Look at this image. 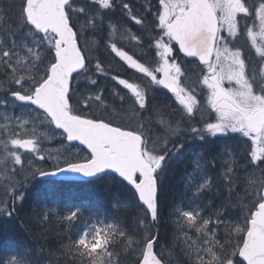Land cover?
<instances>
[{
    "label": "snow or ice",
    "instance_id": "1",
    "mask_svg": "<svg viewBox=\"0 0 264 264\" xmlns=\"http://www.w3.org/2000/svg\"><path fill=\"white\" fill-rule=\"evenodd\" d=\"M117 6L116 0H0V191L6 197L0 199V244L7 242L9 249L0 264H264V44L257 45L254 31L258 22L264 37V0H158L151 21L123 2L131 21L156 32L147 41L155 49L153 61H142L112 39L120 24ZM104 31L111 53L146 78L136 83L111 75L127 90L122 95L113 89L119 107L106 102L94 78L109 71L100 59L92 65L86 38ZM241 35L255 56L235 44ZM131 40L142 44L137 35ZM177 48L198 61V75L175 59ZM148 82L171 96L153 102L150 91L157 89ZM205 91L208 118L199 126L201 121L191 122ZM93 104L106 115L93 114ZM220 138L232 143L221 147ZM45 140L66 147L45 153ZM188 140L204 142L209 150L196 156L199 179L186 188L197 206L173 208L169 239L158 228L160 178ZM218 157L224 158L219 183L207 175L216 170ZM35 161H51L52 170ZM65 173L111 176L128 193L113 207L131 212V220L97 215L86 204L63 216L51 204L43 212L25 209L32 181ZM214 187L210 204L197 203ZM53 215L68 232L58 247L44 239L42 227ZM16 219L25 231L29 222L36 226L30 232L35 246L13 234Z\"/></svg>",
    "mask_w": 264,
    "mask_h": 264
},
{
    "label": "trees",
    "instance_id": "2",
    "mask_svg": "<svg viewBox=\"0 0 264 264\" xmlns=\"http://www.w3.org/2000/svg\"><path fill=\"white\" fill-rule=\"evenodd\" d=\"M5 3L8 0H4ZM19 0H17V3ZM158 2V0H155ZM88 36V34L86 35ZM105 37L98 38L97 35L93 37L92 46L94 49L98 50L99 59L102 61L104 67L109 71V76L119 74L120 71H124V64L117 63L116 57L111 53L110 48L105 45ZM81 43L83 44V38ZM108 76V78H109ZM109 92V87H107ZM163 91H166L164 89ZM108 96V94H107ZM115 99V98H114ZM106 102L110 105L113 98L106 97ZM97 116H101L96 114ZM230 136H237L238 134H232ZM212 140V139H211ZM210 140V141H211ZM218 141L217 144H220ZM226 143H232L231 140H226ZM194 145H197L202 150V154L209 150V145L201 142L199 140H188L186 142L185 149L178 154L168 171L165 175L160 178V202L162 209V216L159 221V233L161 237L167 236L171 238L172 232L174 230V224L172 223V217L169 213L173 210L174 206L184 194L185 181L189 178L192 171ZM193 150V151H192ZM206 159H210L207 158ZM219 162H216L218 166ZM44 170H51L52 165L50 161L48 163L43 162ZM218 167L215 171L209 170L207 174L208 177L219 183V173ZM218 173V174H217ZM172 175V176H171ZM27 191V199L25 201L26 210H37V211H47V206L51 204L55 211L58 212L59 216H63L66 210H70L75 205L86 204L89 208L100 216H112L119 215L123 219L126 215L129 220H131V212H118L117 209L113 207V204L117 201L122 200L128 196L127 190L124 189L120 184L115 183L111 176L104 175L103 177L97 178L90 181H49L46 179H37L32 181L31 184L25 189ZM215 193V187L213 192L208 195L205 201L208 204L212 201V196ZM235 211V209H233ZM26 216V212L21 214ZM87 217H85L86 219ZM15 228L13 229V234L23 240L26 243H31L35 246V236L31 235L30 232L36 230V226L32 223H28V231L24 230V223L20 219L13 221ZM83 221L77 224L76 228L72 229L75 233L78 228L82 227ZM6 228L11 227V225H6ZM48 235L44 238L47 239L52 247H58L60 237H64V242H67V228L66 225L59 220L56 215H53L50 221L45 222L42 226ZM19 229V231H15ZM155 232L156 229H153ZM43 242V240L41 241ZM163 242V241H161ZM8 243L0 244V255L7 258L8 253ZM157 253L159 252V247L156 248Z\"/></svg>",
    "mask_w": 264,
    "mask_h": 264
},
{
    "label": "flooded vegetation",
    "instance_id": "3",
    "mask_svg": "<svg viewBox=\"0 0 264 264\" xmlns=\"http://www.w3.org/2000/svg\"><path fill=\"white\" fill-rule=\"evenodd\" d=\"M123 2H128L132 7L133 13H135L138 17H143L145 15H148L149 21L154 19L155 11H156V8L158 7V2H155V0H116V3L118 6L114 9L115 16L117 19L120 20V24L117 26V29L112 36V39L117 41L120 46H122L126 51H128L129 54H135L137 57H141L142 61H153V59L155 58V49L150 50L148 47L147 41L151 36H155L156 32L151 31L150 29L146 31L144 25H136L134 21H131L128 14L125 11H122L121 5ZM149 13H151V15H149ZM244 24H245V21H241L242 28ZM247 24L250 26L249 20H247ZM95 35H97L98 38H101V37L107 38L109 35V32L108 31L97 32ZM131 35H137L138 37H140L142 44H138L136 41L131 40ZM225 35L227 34L225 33ZM93 37L94 36L91 33H89L88 36H86V38L89 40V47L92 49L90 53L91 56L93 57L92 65L95 64L96 59L100 58L98 56V50L91 47L93 43ZM235 44L244 50L245 55L255 56V50L252 48L251 41L248 39L246 35H241L237 39V42H235ZM150 51H151V55H148ZM113 55L115 56L114 53ZM116 59H117V63L121 65L124 64L126 66L124 67V71H120L119 74H116V75H119L121 78L128 79L130 82H136V83L143 82L144 83L143 76L140 73H137L135 72V70L128 68V66L123 61H121L119 57H116ZM175 59H177V61L182 64H186V66L189 65L191 69H194L196 71L197 75L199 74V69L195 67V65L198 64V61L184 57L178 51V48L176 51ZM188 61H191V62L186 63ZM154 65L155 63H153L151 66H154ZM91 74L92 73H90V75ZM189 77H192V72H189ZM94 78L98 80L99 87L105 89V92H104L105 98L106 97L113 98L110 105L115 104L117 107H119L120 102L118 98H115L112 96L113 89L114 88L119 89L122 95H124L127 91L123 89L122 86L117 85L115 81H112L111 76H109L108 78V76L105 77V76L96 74L94 75ZM83 83L84 81L82 80L81 84ZM107 87H109V92L107 91ZM81 90L83 91V88ZM164 93H166L167 96L171 95V93H167V90L164 91ZM128 95L130 96V94ZM164 95L165 94H162V95H159L158 97L160 99L162 98L161 100L165 101ZM203 96L204 98L206 97V91H205V95ZM128 97H126V101ZM203 106H204V109H206V105L203 104ZM127 107H128V103L126 102L125 108ZM91 111L93 114H99L101 116L106 115V113L103 112L102 107L98 108L96 104L92 105ZM77 149L79 150V147H77ZM80 153L82 156H84L86 155V150ZM194 155H195V150H194ZM51 181L54 182L53 180Z\"/></svg>",
    "mask_w": 264,
    "mask_h": 264
},
{
    "label": "rangeland",
    "instance_id": "4",
    "mask_svg": "<svg viewBox=\"0 0 264 264\" xmlns=\"http://www.w3.org/2000/svg\"><path fill=\"white\" fill-rule=\"evenodd\" d=\"M253 23H254V21H253V19H249V24H250V26H252L253 25ZM256 23V27L254 28V31L256 32V41H257V45L259 46L260 44H264V37H261V35H260V29H259V26H258V22H255ZM227 34V33H226ZM235 42H237V40L235 41ZM156 65H154V66H152V67H155ZM186 67H188V68H190V66L189 65H187ZM142 75V74H141ZM143 76V75H142ZM143 80H144V82H146V78H144L143 77ZM81 82H82V80H81ZM143 83V82H142ZM149 83V87H150V89L152 88V87H156V92L155 93H152L151 91H150V95H154L155 96V100L153 101V102H156V101H161V102H163V100H161L158 96L159 95H162V94H166V93H164V89L162 88V87H158V86H151L150 85V82H148ZM127 91V90H126ZM124 93V92H123ZM204 95H205V93H204ZM129 96V95H128ZM171 96V95H170ZM130 97V96H129ZM164 98L166 99V96L164 95ZM199 99H200V101H201V108H200V111H198L197 112V114H196V117H195V121H192L191 123H195L196 121H201V123H200V125L199 126H202V121L203 120H206L207 118H208V111H205V109H204V106H203V104H205L206 105V107H207V104H206V97L204 98V96L202 95V96H200L199 97ZM129 106V105H128ZM18 114V113H17ZM40 131H44V129H40ZM229 135H232V134H229ZM211 139H214V138H212V137H208V140L210 141ZM218 141H221L220 142V144H218V145H220L221 147L226 143V140L224 139V138H220V139H218L217 140V142ZM43 147H44V150H45V153L46 152H48V151H52L53 153H55V152H57L58 150H62L63 149V147H66V145H61V144H59V143H57L56 141H48V140H45L44 141V144H43ZM194 150H195V156H194V158H193V161L195 160V158H196V156L198 155V154H202V150L200 149V147L199 146H197V145H194L193 147H192ZM72 151V154H73V156L75 157L76 156V154H77V152H79V150L77 149V148H74V149H72L71 150ZM197 151V152H196ZM79 155L82 157V155H81V153H79ZM217 161L219 162V164H218V166H216V168L218 167V173H219V175H220V173H222L223 171H224V169L221 167V165L224 163V158H220V157H218L217 158ZM35 163L37 164V166H39V167H41L42 169H44L43 168V162H41V161H35ZM50 163H51V165H52V162L50 161ZM217 173V174H218ZM208 175V174H207ZM209 176V175H208ZM199 179V174L197 173V172H195L194 171V164L192 165V171H191V174L189 175V178H187L186 179V181H185V188H184V194H183V196L180 198V200L178 201V203H176V205L174 206V207H186V206H189V205H191V206H193V207H195V206H197V204H193V202L191 201V200H189L188 198H186V196L188 195V196H190V193L189 194H186V188H187V184H189V183H191L192 182V180L193 179ZM209 178V177H208ZM189 179V180H188ZM187 180L189 181L188 183H187ZM187 196V197H188ZM186 198V199H185ZM0 199H6V197H5V194H4V192L3 191H0ZM185 200V201H184ZM184 203V204H183ZM197 203H199V204H208V202L207 201H205V200H202V201H199V202H197ZM181 205V206H180ZM67 212H68V210H66L63 214H61V215H65V214H67ZM60 214V213H59ZM172 219L174 220L175 218L174 217H172ZM192 234V236H193V238H195V233H191Z\"/></svg>",
    "mask_w": 264,
    "mask_h": 264
},
{
    "label": "water",
    "instance_id": "5",
    "mask_svg": "<svg viewBox=\"0 0 264 264\" xmlns=\"http://www.w3.org/2000/svg\"><path fill=\"white\" fill-rule=\"evenodd\" d=\"M183 55V53H181ZM188 59H194V58H188ZM195 60V59H194ZM75 144H79V142H74ZM51 171V170H50ZM103 176V174H101V177ZM48 179H56V180H94L96 178H87V177H82L79 174H69V173H65V174H58L56 176H50L47 177Z\"/></svg>",
    "mask_w": 264,
    "mask_h": 264
},
{
    "label": "bare ground",
    "instance_id": "6",
    "mask_svg": "<svg viewBox=\"0 0 264 264\" xmlns=\"http://www.w3.org/2000/svg\"><path fill=\"white\" fill-rule=\"evenodd\" d=\"M109 87H110V86H109ZM159 101H160V100H159ZM171 176H172V175H171ZM188 180H189V179H188ZM188 180H187V183L189 182ZM187 185H188V184H187ZM187 194H189V193H187ZM190 195H191V194H190ZM187 196H188V195H187ZM187 196H186V198H188ZM186 198H185V199H186ZM184 201H185V200H184ZM183 204H184V203H183ZM180 206H181V205H180Z\"/></svg>",
    "mask_w": 264,
    "mask_h": 264
}]
</instances>
